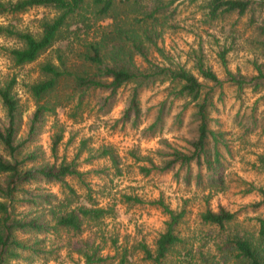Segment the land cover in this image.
<instances>
[{"label":"trees","instance_id":"trees-1","mask_svg":"<svg viewBox=\"0 0 264 264\" xmlns=\"http://www.w3.org/2000/svg\"><path fill=\"white\" fill-rule=\"evenodd\" d=\"M176 1L0 0V17H14L32 7L55 13L50 19L40 20L37 32L19 30L13 24L0 25V38L13 39L18 44L4 49V55L14 67H22L44 56L37 63L36 77L24 85L34 102V109L28 115L23 137L18 136L23 108L14 91V79L0 85V102L5 111V121L0 127V264H32L34 260L50 259L53 250H45L36 237L64 234L69 236L68 240L78 242L84 227L98 224L107 214L108 209L97 206L92 190L85 182L91 171L80 172L74 160L56 159L57 147L65 133L59 113L75 123L80 122L87 109H96L98 116L106 114L116 102L118 90L127 84H134L135 88L122 122L129 121L131 116L138 121L137 98L142 87L162 82L178 86L173 90L174 98L187 99L195 109L196 136L188 153L173 150L159 171L171 172L176 167H188L189 170L194 165L199 184L204 178L207 188L221 191L225 168L219 147L226 149V146L221 140L223 134L210 127L214 99L220 100L225 84L234 87L238 93L245 89L254 93L264 90V63L252 64L254 75L250 77L234 74L226 67V55L231 47H225L217 51L223 79L205 65L201 56L194 59L195 73L183 67L170 69L152 64L148 59L150 54H161L158 41L172 28L170 22L176 11L172 5ZM187 2L196 4L203 11L205 25L217 27L220 24L224 31L228 27V36L236 30L235 22L222 23L226 18L249 14L253 24L264 12V0ZM254 31L257 41L264 45V17L255 22ZM135 58L147 65L145 71L135 66ZM161 115L159 112L149 129L157 126ZM49 119H52L53 132L49 136L48 149L53 161L42 163L36 149L28 145L43 132ZM209 144L212 150H208ZM106 154L108 151L104 149L97 157L103 158ZM152 169L157 168L141 167L144 175ZM72 180L82 186L83 194L71 185ZM185 180L189 182V174ZM41 184L56 185L61 196L44 193ZM254 190L260 199L250 207L257 211L264 206V188H251L248 193ZM20 203L34 206L33 211L16 216V205ZM152 203L162 209L167 220L164 231L155 239L154 253L145 246L142 251L147 260L159 264L181 243L175 228L183 211L175 213L162 200ZM235 215L223 207L217 211L207 209L200 215V223L223 230L235 220ZM255 222V233L233 236L222 248L231 249L239 264H264V216L256 218ZM29 233H35L33 240L18 237ZM80 253L85 264L106 263L108 258L97 256L94 247H87Z\"/></svg>","mask_w":264,"mask_h":264},{"label":"rangeland","instance_id":"rangeland-1","mask_svg":"<svg viewBox=\"0 0 264 264\" xmlns=\"http://www.w3.org/2000/svg\"><path fill=\"white\" fill-rule=\"evenodd\" d=\"M172 7L176 9L170 22L172 28L158 41L161 54H150L148 59L152 64L170 69L183 67L195 73L194 59L201 56L205 65L223 79L217 51L225 47H231L226 55V67L234 74L250 77L254 75L252 64L264 63V45L257 41L254 31L255 22L264 17V12L253 24L249 14L226 18L222 23L235 22L236 30L228 36V27L224 31L220 24L217 27L205 25L203 11L196 4L178 0ZM54 14L49 9L32 7L14 17H0V25L13 24L19 30L37 32L40 20L50 19ZM17 46L13 39L0 38V85L14 79V91L23 108L18 136L23 137L28 115L34 109L24 85L36 77L37 63L44 56L22 67H14L4 55V49ZM134 63L140 71L147 68L139 58H135ZM134 88V84H127L118 90L116 102L106 114L98 116L96 109H87L80 122L75 123L59 113L65 133L57 147L56 159L74 160L80 172L91 171L85 182L97 206L108 212L98 224L84 227L78 242L68 240L69 236L64 234L36 237L45 250L54 253L50 259L34 260L32 264H85L80 252L87 247H94L99 257H108L102 264L121 261L123 264H156L144 257L142 247L153 254L155 239L165 229L167 216L152 203L158 200L175 213L183 211L175 228L181 243L159 264H239L231 249L222 248L233 236L255 233V219L264 216V206L257 211L250 207L259 201V193L256 190L248 193L251 188H264V90L254 93L245 89L238 93L225 84L220 100L214 99L210 127L223 134L221 140L226 146V149L219 147L225 171L223 187L217 191L207 188L204 178L200 184L196 181L198 171L194 165L190 171L188 167L159 171L173 150L188 153L196 136L195 109L187 99L174 98L173 90L178 86L162 82L142 87L137 98L138 121L131 116L129 121L122 122ZM159 112L161 121L154 129H149ZM4 121L5 111L0 102V127ZM51 124L52 119H49L43 132L28 145L36 149L42 163L53 161L48 149L49 136L53 132ZM104 149L108 154L98 158ZM208 150H212L210 144ZM153 166L157 169L144 175L141 167ZM188 174L190 180L186 182ZM70 183L83 194L81 185L74 180ZM40 187L44 193L61 196L56 185L41 184ZM220 207L236 213L229 226L219 230L200 223L203 212L207 209L217 211ZM31 208L34 206L17 204L15 215L27 214L33 211ZM22 235L18 237L29 240L35 237V233Z\"/></svg>","mask_w":264,"mask_h":264}]
</instances>
